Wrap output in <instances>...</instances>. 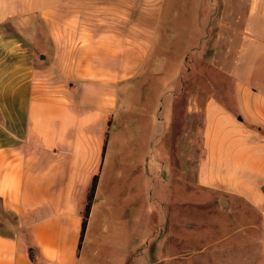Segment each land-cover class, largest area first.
I'll list each match as a JSON object with an SVG mask.
<instances>
[{"label": "crops", "instance_id": "crops-1", "mask_svg": "<svg viewBox=\"0 0 264 264\" xmlns=\"http://www.w3.org/2000/svg\"><path fill=\"white\" fill-rule=\"evenodd\" d=\"M217 1L216 10L215 0H200L198 15L193 7L185 15L201 29L189 33L195 41L214 39L212 61L231 81L224 96L201 85L189 96V109L202 115L199 181L228 201L229 193L246 196L262 213L253 226L264 259V0H231L230 32L224 30L228 5ZM163 2L0 0V264H78L93 176L99 172L100 181L112 131L133 126L134 110L137 123L163 112L162 131L190 139L177 99L190 85L174 80L161 91L163 105L153 106L140 101L152 97L145 94L153 92L149 79L160 71L149 68L143 90L135 86L149 61H159L152 53L157 37L171 44L175 29L160 25ZM213 21L220 23L215 35L208 30ZM195 50L206 61L205 48ZM122 91L142 97L127 98L117 113ZM159 135L154 127L150 140Z\"/></svg>", "mask_w": 264, "mask_h": 264}, {"label": "rangeland", "instance_id": "rangeland-1", "mask_svg": "<svg viewBox=\"0 0 264 264\" xmlns=\"http://www.w3.org/2000/svg\"><path fill=\"white\" fill-rule=\"evenodd\" d=\"M163 1L160 25L175 29L168 39L171 44L163 35L157 37L152 53L160 55L159 61H149L144 77L135 86L139 89L145 84L149 68L160 71L149 79L153 92L145 94L152 97L140 101L153 106L163 105L165 96L161 91L174 80L190 85L193 89L183 90L177 99L191 124V137L180 138L177 134L171 138L174 132L162 131L168 119L163 112L157 113L154 121L150 116L143 120L139 117L137 123L134 110L135 115L128 116L133 126L123 127L122 131L119 127L113 129L78 264H264L257 245L260 230L253 226L262 222V213L245 203L246 196L235 198L232 193L227 194L229 204L222 205L221 197L227 196L199 181L202 115L189 109L190 97L197 93V85L220 97L230 92L222 90L231 84L212 61L214 39L202 45L203 39L195 41L189 35L201 30L185 20L188 8L193 7L198 15L200 0H185L186 6H181L179 0ZM220 4L215 0L212 10ZM224 5L229 6H224V30L230 32L231 0H224ZM218 23L209 25L212 35ZM200 46L207 52L206 61L200 60L195 50ZM134 93L135 97L133 91H122L117 113L127 98L140 97L139 91ZM154 127L160 129L155 144L150 140Z\"/></svg>", "mask_w": 264, "mask_h": 264}, {"label": "trees", "instance_id": "trees-1", "mask_svg": "<svg viewBox=\"0 0 264 264\" xmlns=\"http://www.w3.org/2000/svg\"><path fill=\"white\" fill-rule=\"evenodd\" d=\"M109 124H110V121H109ZM107 141H108V132H107V137H106V143L104 145L103 154L106 151ZM99 177H100L99 172L94 174L91 186H90L88 193H87V196H86L85 205H84V208L82 210L81 231H80V236H79V241H78V249L79 250L82 248V245H83V242L85 239V234H86V230H87L88 223H89V217H90V213L92 210V205L94 202L97 187H98Z\"/></svg>", "mask_w": 264, "mask_h": 264}, {"label": "water", "instance_id": "water-1", "mask_svg": "<svg viewBox=\"0 0 264 264\" xmlns=\"http://www.w3.org/2000/svg\"><path fill=\"white\" fill-rule=\"evenodd\" d=\"M262 189L264 191V185H263ZM220 203L225 206L229 203V201L227 200L226 197H221ZM29 256L32 260H35V251L33 250L32 247L29 248Z\"/></svg>", "mask_w": 264, "mask_h": 264}]
</instances>
